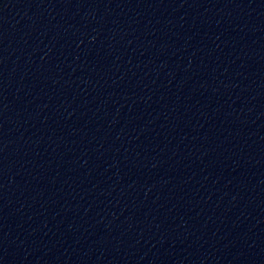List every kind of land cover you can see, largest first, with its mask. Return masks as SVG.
Here are the masks:
<instances>
[{
	"label": "water",
	"instance_id": "obj_1",
	"mask_svg": "<svg viewBox=\"0 0 264 264\" xmlns=\"http://www.w3.org/2000/svg\"><path fill=\"white\" fill-rule=\"evenodd\" d=\"M0 264H264V0H0Z\"/></svg>",
	"mask_w": 264,
	"mask_h": 264
}]
</instances>
